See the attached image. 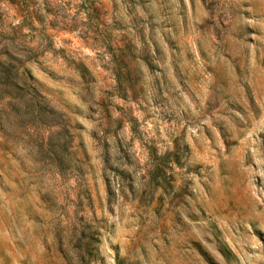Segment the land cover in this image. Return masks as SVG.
Instances as JSON below:
<instances>
[{"label":"rangeland","instance_id":"374dc122","mask_svg":"<svg viewBox=\"0 0 264 264\" xmlns=\"http://www.w3.org/2000/svg\"><path fill=\"white\" fill-rule=\"evenodd\" d=\"M0 264H264V0H0Z\"/></svg>","mask_w":264,"mask_h":264},{"label":"trees","instance_id":"16d2710c","mask_svg":"<svg viewBox=\"0 0 264 264\" xmlns=\"http://www.w3.org/2000/svg\"><path fill=\"white\" fill-rule=\"evenodd\" d=\"M17 74H18V73H17ZM17 74H16V75H17ZM21 77L24 79V77H23V75H22V74H21Z\"/></svg>","mask_w":264,"mask_h":264}]
</instances>
